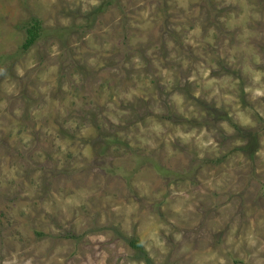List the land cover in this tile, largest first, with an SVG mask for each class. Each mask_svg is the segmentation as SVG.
I'll return each instance as SVG.
<instances>
[{
    "label": "rangeland",
    "instance_id": "obj_1",
    "mask_svg": "<svg viewBox=\"0 0 264 264\" xmlns=\"http://www.w3.org/2000/svg\"><path fill=\"white\" fill-rule=\"evenodd\" d=\"M105 2L0 0V264H264V0Z\"/></svg>",
    "mask_w": 264,
    "mask_h": 264
},
{
    "label": "trees",
    "instance_id": "obj_2",
    "mask_svg": "<svg viewBox=\"0 0 264 264\" xmlns=\"http://www.w3.org/2000/svg\"><path fill=\"white\" fill-rule=\"evenodd\" d=\"M109 4H111V0H106L105 5ZM99 10L101 11V8H99ZM94 15H96V13H94ZM87 19L92 25L94 24V17L91 15V13L88 15ZM38 35H40V24L38 21L33 20L31 28L28 29V38L23 45L24 49L28 50L31 48V46H33V44L36 42ZM129 245L135 250H142L141 242L138 240L130 241Z\"/></svg>",
    "mask_w": 264,
    "mask_h": 264
}]
</instances>
